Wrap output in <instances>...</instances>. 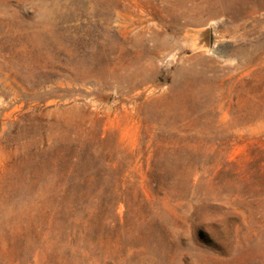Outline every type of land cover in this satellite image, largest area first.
I'll return each instance as SVG.
<instances>
[{
  "label": "rangeland",
  "instance_id": "obj_1",
  "mask_svg": "<svg viewBox=\"0 0 264 264\" xmlns=\"http://www.w3.org/2000/svg\"><path fill=\"white\" fill-rule=\"evenodd\" d=\"M0 264H264V0H0Z\"/></svg>",
  "mask_w": 264,
  "mask_h": 264
}]
</instances>
